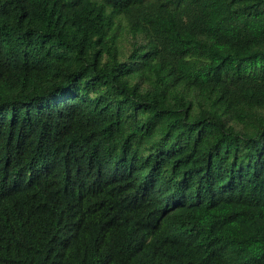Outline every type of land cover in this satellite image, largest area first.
<instances>
[{
    "label": "trees",
    "instance_id": "trees-1",
    "mask_svg": "<svg viewBox=\"0 0 264 264\" xmlns=\"http://www.w3.org/2000/svg\"><path fill=\"white\" fill-rule=\"evenodd\" d=\"M0 264H264V0H0Z\"/></svg>",
    "mask_w": 264,
    "mask_h": 264
}]
</instances>
